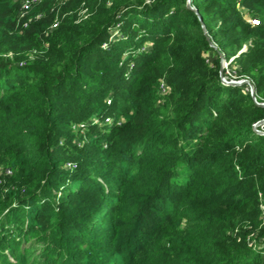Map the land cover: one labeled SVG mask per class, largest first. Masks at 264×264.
I'll return each instance as SVG.
<instances>
[{
    "label": "trees",
    "instance_id": "16d2710c",
    "mask_svg": "<svg viewBox=\"0 0 264 264\" xmlns=\"http://www.w3.org/2000/svg\"><path fill=\"white\" fill-rule=\"evenodd\" d=\"M189 1L199 17L188 0H68L50 32L56 0L27 28L0 0V167L27 188L0 193V264H264L245 232L264 243V0ZM220 51L259 105L222 84Z\"/></svg>",
    "mask_w": 264,
    "mask_h": 264
},
{
    "label": "rangeland",
    "instance_id": "374dc122",
    "mask_svg": "<svg viewBox=\"0 0 264 264\" xmlns=\"http://www.w3.org/2000/svg\"><path fill=\"white\" fill-rule=\"evenodd\" d=\"M16 1H18L20 4L21 0H16ZM67 2H68V0H56V2H54V4L52 5V11H55L56 19L53 22V25L50 27V29L47 28V31L51 32L54 29V25H56V24H58V22H60L61 10L66 5ZM147 3H150V2L147 1ZM187 5L191 6L189 0L187 2ZM191 8H193V7L191 6ZM34 11L35 10L33 9V13H34ZM86 13H87V10L83 9L79 12V16L84 17L86 15ZM38 16H41V19L43 18V15H41V14H39ZM31 20H32V23L35 21L33 19H31ZM254 20H258L260 22V19H254ZM259 25L260 24L253 25V26H259ZM50 32H48V33H50ZM112 38L118 39L117 34L113 33ZM212 45H214L213 47L215 49H217L215 44H212ZM250 46H252V41H249L244 46V48L242 50H245V52H246ZM109 47L108 46L106 47V51L108 50ZM145 48L147 51L150 50V47H145ZM36 54H38V52H33L30 54V56H29L30 61L33 60V58ZM220 54H219V60H220V65H221L220 73H221V70H223V76H221V74H220L222 84L224 86L244 88L245 93L251 94V97H252V91L254 90L255 94L252 97V99L256 104L259 105V103H257L256 90H255V87H254L253 83L251 82V80L239 75L241 72L240 71L241 67H239V65L231 66V63L235 58L231 59L230 61H227L225 58V54L222 51H220ZM239 54H238V56H239ZM4 58L10 59L11 60L10 62H15V59H14L15 56L13 53H9L8 55H5ZM216 59H217L216 55L212 53L210 55V58H209L210 64L212 62H214ZM245 82H247V84H243ZM233 84H235V85H233ZM252 88H253V90H252ZM167 93H168L167 91L165 93H163L162 87L161 88L159 87V90L157 93V96L160 100L159 104H163L166 102V100L168 98ZM262 106H264V104H262ZM122 122H119V123L122 124ZM89 123L94 125V124H97L99 122L93 118V119H90L87 121V123H86L87 125L86 124H80V125L75 124L73 126V132L75 133V143L79 147L83 146L84 142L88 138L87 134L89 132ZM113 123L114 122L111 118H108L105 120V124L109 125L110 127H112ZM254 130L256 133H258L260 135H264V124H260L259 126H257V124H256L254 126ZM107 133H108V131H107ZM65 168H66V170L72 171L75 169V165L70 163ZM19 176H21V174H19V170H13L12 168L1 166L0 167V193L3 195H6V194L10 193L11 191H15L18 194L26 196L27 188L24 186H20L21 180H19ZM61 195H62V192L57 193V197H61ZM261 209H264L263 205L261 206ZM245 230H246L245 232L249 231V234H248L249 242L251 243V245L255 246L254 249H256L257 251H263L264 250V243H263L262 239L260 240L258 238V236H259L258 232L253 233L252 232L253 230L250 227H246ZM238 234H239V232H238V230H236L235 233L231 234V237L235 238V236H237Z\"/></svg>",
    "mask_w": 264,
    "mask_h": 264
},
{
    "label": "built area",
    "instance_id": "2783aa9c",
    "mask_svg": "<svg viewBox=\"0 0 264 264\" xmlns=\"http://www.w3.org/2000/svg\"><path fill=\"white\" fill-rule=\"evenodd\" d=\"M21 9L19 13V22L24 23V28H27L29 24L31 23V13L32 10L36 7L41 5L42 3L45 2V0H21ZM41 18V16L36 17V19ZM253 25H258L259 21L258 20H251ZM57 27V24L54 25V28ZM163 93L166 92V87L162 86Z\"/></svg>",
    "mask_w": 264,
    "mask_h": 264
},
{
    "label": "water",
    "instance_id": "95a60500",
    "mask_svg": "<svg viewBox=\"0 0 264 264\" xmlns=\"http://www.w3.org/2000/svg\"><path fill=\"white\" fill-rule=\"evenodd\" d=\"M188 6V8L190 9V10H192V11H194L197 15H198V12L194 9V8H191V6H189V5H187ZM198 17H199V15H198ZM199 21H200V23L202 24V28H203V30L205 31V28H204V25H203V22H202V20L199 18ZM209 39V38H208ZM211 46L213 47L214 45H212V43H211ZM214 48V47H213ZM243 52H245V50H242L241 52H240V54L239 55H241ZM221 55V54H220ZM221 76H223V70H221ZM243 84H247V82H245V83H243ZM233 85H235V84H233ZM252 90H253V88H252ZM254 94H255V92H254V90L252 91V97L254 96ZM259 106H262V105H259ZM260 124H264V121L263 122H260V123H258L257 124V126H259Z\"/></svg>",
    "mask_w": 264,
    "mask_h": 264
}]
</instances>
